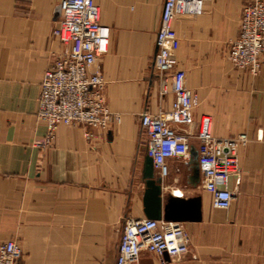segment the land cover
Segmentation results:
<instances>
[{
    "label": "crops",
    "instance_id": "0c3cea01",
    "mask_svg": "<svg viewBox=\"0 0 264 264\" xmlns=\"http://www.w3.org/2000/svg\"><path fill=\"white\" fill-rule=\"evenodd\" d=\"M94 1L111 29L109 50L92 71L104 77L112 123L59 125L48 144L37 111L45 72L63 51L53 36L60 0H0V243L21 245L19 264H116L125 219H147L140 117L175 100L171 84L161 95L154 66L165 0ZM249 1L213 0L173 25L174 70L198 97L196 117L211 116L218 139H247L232 207L215 209L201 181L191 185L190 162L169 160L165 196L201 197L202 219L182 222L187 253L161 260L145 252L137 264H264V66L256 76L237 70L227 45ZM191 144L197 150L198 141Z\"/></svg>",
    "mask_w": 264,
    "mask_h": 264
},
{
    "label": "built area",
    "instance_id": "2783aa9c",
    "mask_svg": "<svg viewBox=\"0 0 264 264\" xmlns=\"http://www.w3.org/2000/svg\"><path fill=\"white\" fill-rule=\"evenodd\" d=\"M213 0H165L155 69L161 95L171 84L175 100L170 109L140 117L147 138L146 154L153 159L157 174L170 175L167 162L189 163L191 140L199 143L198 162L201 186L212 196L215 209L229 210L234 194L231 180L240 172L238 151L246 136L218 139L212 133V117H196L198 97L186 87V75L176 71L174 22L183 14L199 15ZM53 36L63 45L62 53L45 72L38 99L37 117L48 127L47 143L54 140L59 125H83L106 130L112 115L104 97L105 80L93 72L110 45L111 29L100 21L94 0H60L54 11ZM228 61L239 71L253 76L264 66V0L243 6L237 38L228 49ZM182 128V129H181ZM191 238L180 222L126 218L116 264H137L147 252L159 257L179 256L189 251ZM23 251L16 240L0 243V264H19Z\"/></svg>",
    "mask_w": 264,
    "mask_h": 264
},
{
    "label": "water",
    "instance_id": "95a60500",
    "mask_svg": "<svg viewBox=\"0 0 264 264\" xmlns=\"http://www.w3.org/2000/svg\"><path fill=\"white\" fill-rule=\"evenodd\" d=\"M156 49L155 56L157 55ZM155 66V62H154ZM191 185L196 187L200 183V168L198 151L190 150ZM143 180L145 191L143 195L144 214L147 219L167 222H199L202 219V198H179L165 196L163 191L164 179L160 177L154 167L153 159L145 157L143 165Z\"/></svg>",
    "mask_w": 264,
    "mask_h": 264
},
{
    "label": "rangeland",
    "instance_id": "374dc122",
    "mask_svg": "<svg viewBox=\"0 0 264 264\" xmlns=\"http://www.w3.org/2000/svg\"><path fill=\"white\" fill-rule=\"evenodd\" d=\"M183 16H188V17H196L197 15H191V14H183V15H180L179 17H183ZM188 37H190V38H192L191 36H189V35H187ZM187 37V38H188ZM173 38H174V40H175V34H174V36H173ZM188 40V39H187ZM235 39H233V40H231L227 45L229 46L230 44H231V42H233ZM175 42H176V40H175ZM167 89L169 90V86L167 87ZM122 233H123V229H122V231H121V233H120V240H121V236H122Z\"/></svg>",
    "mask_w": 264,
    "mask_h": 264
}]
</instances>
